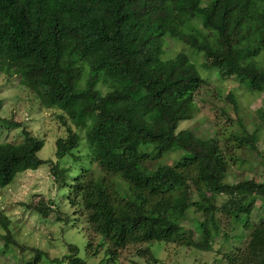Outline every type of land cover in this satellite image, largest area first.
Here are the masks:
<instances>
[{
  "label": "trees",
  "instance_id": "obj_1",
  "mask_svg": "<svg viewBox=\"0 0 264 264\" xmlns=\"http://www.w3.org/2000/svg\"><path fill=\"white\" fill-rule=\"evenodd\" d=\"M173 44L200 54L201 68L221 80L264 93V0H0V92L21 87L38 111L50 113L58 161H78L79 133L86 146L69 180L71 166L37 156L47 134L24 131L22 143H0V189L49 164L54 181L67 188L60 202L71 215L43 198L23 208L42 222L51 213L71 228L79 222L85 253L104 252L108 264L130 248L154 260L155 243L206 252L235 231L248 240L213 264H264V181L226 182L231 164L247 161L236 151L264 167V104L257 103L250 132L237 91H206L191 57L172 52ZM199 91L211 99L209 138L178 131L197 114ZM176 151L182 155L171 166L161 163ZM255 211L260 219L251 224ZM11 222L0 210V259L40 264L46 252L26 247L24 256ZM64 246L62 259L50 264H87L75 245Z\"/></svg>",
  "mask_w": 264,
  "mask_h": 264
},
{
  "label": "rangeland",
  "instance_id": "obj_2",
  "mask_svg": "<svg viewBox=\"0 0 264 264\" xmlns=\"http://www.w3.org/2000/svg\"><path fill=\"white\" fill-rule=\"evenodd\" d=\"M182 50L191 57L190 60L197 67L200 77L209 84L207 86L208 89H205L206 91L215 93L214 90H217L223 95L229 91H237V98L240 101L242 110L241 117L244 119L245 124H250L248 126L249 131L252 132L254 129L252 121H257L255 111L260 106L257 103L260 101L261 104H264V93L246 92L234 79L221 80L216 70L201 68L202 56L184 45L173 44L171 47L172 52ZM1 82H4L2 77H0V84ZM30 97L27 91H24L21 87L11 85H5V88L0 92V100L3 102L0 118L6 120L5 122H0V143L20 144L24 141V131L33 135H37V132L40 135L46 133L44 146L37 156L42 160H51L55 163L58 159L55 158L54 140L56 135L53 131V123L57 122H53L50 113L47 111H38V107L34 101L31 102ZM210 101L211 99L208 98V95L203 91H199L195 98L197 114L191 120L180 122L178 131L189 129L204 138L211 137L213 111L210 109ZM8 122L11 124H7ZM258 135V148L260 154L264 156V129L260 130ZM79 139V146L74 150L78 161L75 162L71 156H66L58 161L65 168L71 166L69 180L77 175L80 166L84 162L85 137L79 133ZM181 155L179 151L169 153L162 159L161 163L171 166ZM236 156L245 158L247 161L244 165L239 163L231 164L229 169L231 178H227L226 182L244 178H256L259 181H264V167L259 168L262 162L260 158L254 157L249 153L244 154L241 151H236ZM48 165L43 164L36 171H26L19 174L12 184L0 189V210L10 217L12 221L10 228L15 234V240L19 244H24L21 253L24 256H29L25 250L26 247L31 251L35 248L41 249L46 252L47 257L41 258L40 264H50L49 262L53 261L54 258L62 259L66 250L64 243H69L78 248V257L87 264H108L104 252L95 257L88 256L85 253V237L79 231V222H77V228H71L64 222L55 221V213H51L48 216V220L42 222L36 214L23 208L22 204L32 208L36 207L40 199L43 198L45 201H54L56 205H59L60 211L65 212V214H70L69 211H73L68 209V205L65 204L64 206L60 202L61 195L67 188L64 184L60 185L54 181ZM259 214V211H255L252 214L251 224L258 222L260 219ZM240 230L243 231L242 229ZM241 234L242 238H238ZM236 236L237 238H235ZM247 240V232L235 231L229 233V242H225L222 236L217 237L216 241L211 243V249L206 252L177 247L174 244L155 243L150 246L154 260L147 261L145 257H140L137 254V249L130 248L120 255L118 264H213L214 260L221 256V253L229 249H237L239 246H243ZM1 251L3 250L1 249ZM13 256L18 258V261L21 258V255H17L15 252ZM13 261V257H4L0 259V264H13ZM61 264L67 263L61 262Z\"/></svg>",
  "mask_w": 264,
  "mask_h": 264
}]
</instances>
